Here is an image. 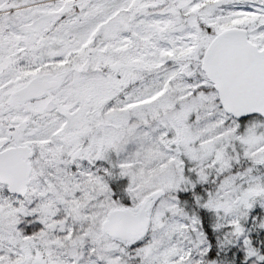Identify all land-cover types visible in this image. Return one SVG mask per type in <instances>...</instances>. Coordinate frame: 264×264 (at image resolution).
Returning a JSON list of instances; mask_svg holds the SVG:
<instances>
[{"label":"snow or ice","instance_id":"1","mask_svg":"<svg viewBox=\"0 0 264 264\" xmlns=\"http://www.w3.org/2000/svg\"><path fill=\"white\" fill-rule=\"evenodd\" d=\"M0 264H264V0H0Z\"/></svg>","mask_w":264,"mask_h":264}]
</instances>
